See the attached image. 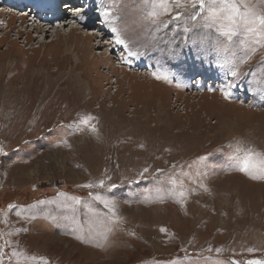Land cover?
I'll use <instances>...</instances> for the list:
<instances>
[{"label":"rangeland","instance_id":"rangeland-1","mask_svg":"<svg viewBox=\"0 0 264 264\" xmlns=\"http://www.w3.org/2000/svg\"><path fill=\"white\" fill-rule=\"evenodd\" d=\"M81 1H74L76 9H83ZM86 1L89 11L100 14L90 22L84 12L88 26L73 16L76 9H64L68 0L60 3L66 4L63 18L44 8L48 0H0V243L11 241L5 264L11 248L48 264L264 259V180L234 170L229 147L243 141L264 152V97L250 90L264 74V48L241 66L237 87L225 100L219 89L232 78L220 62L223 53L214 51V29L194 30L204 40L193 46L192 33L186 37L183 24L173 22L149 30L147 45L133 49L143 54L129 57L109 43L114 34L101 22L113 0ZM97 26L104 29L91 35ZM231 50L243 55L238 45ZM153 72H166L173 82L157 80ZM196 79H202V91L191 90ZM87 114L95 117L90 123L99 139L89 129H75ZM65 138L71 147L61 143ZM145 167L147 179L139 176ZM157 169L179 178L183 206L175 198L156 201L157 186L168 187ZM100 180L105 187H81ZM113 183L118 187H108ZM97 195L115 203L119 225L113 227ZM72 198L81 201L75 209L62 206ZM109 228L107 244L97 247ZM90 236L93 242H83Z\"/></svg>","mask_w":264,"mask_h":264},{"label":"snow or ice","instance_id":"snow-or-ice-1","mask_svg":"<svg viewBox=\"0 0 264 264\" xmlns=\"http://www.w3.org/2000/svg\"><path fill=\"white\" fill-rule=\"evenodd\" d=\"M103 16L102 23H108L111 33L114 34L113 40L109 43H114L115 46H121L122 49L128 50L127 55L139 56L143 53L133 51L137 47H145L148 43L146 37L152 32H158L161 29L168 28L173 22L183 24V31L186 34L192 33L191 43L193 46L197 42H202L204 36L199 32H194L196 29H214L218 34V38L214 47V51L223 53L220 58L222 65L227 66L225 71L226 76L232 79L227 80L219 89L225 100L231 99L232 90L237 87L236 81L242 75L241 66L247 64L261 48H264V0H256L251 3L250 0H132L131 5H128L124 0H113L112 4L104 7L101 13ZM73 16L80 21L85 20V14L82 8L76 9ZM149 30H152L150 32ZM221 37L223 39H221ZM156 40L153 36L152 44L155 45ZM232 45H238L243 50L242 56H237L231 50ZM169 55L174 53L169 52ZM128 63L127 57H122ZM251 74V73H249ZM152 76L157 80H163L169 84L173 81L166 72H153ZM253 87L250 90L257 91L264 97V74L259 75L253 82ZM177 87L181 85L177 83ZM216 88H208L209 92L216 91ZM95 120L91 114L83 115L78 122L75 123L76 131H85L89 129L93 134L98 135V129L95 124L90 123ZM74 134L73 132L69 133ZM66 147H71L67 138L61 141ZM140 147H143L141 144ZM232 148L231 157L233 160L234 170L250 176L253 180H264V152L257 150L251 145H245L243 141H237ZM3 152L0 146V153ZM198 157V162L207 161L209 156ZM195 163V162H194ZM176 167L175 165L173 166ZM161 173L163 182L168 185L157 186L155 189V199L159 203H164L165 198H175L181 206L186 203L185 193L180 190L182 187L179 178L175 175L164 176L162 169L156 170ZM149 172V168L145 167L140 173L141 178L147 179L145 175ZM157 177V179H161ZM110 179V177H109ZM131 183V181H129ZM85 188L105 187V181L100 180L96 184L87 183L81 185ZM108 187L115 189L116 184H111ZM199 187L204 191H208L207 186L201 181ZM64 196V193H58ZM94 199L101 200L105 208L111 213V223L113 227L122 222V217L116 214L115 203L103 200L99 195ZM71 204H62L63 207L75 209L76 205L81 203L79 198H72ZM39 203H44L40 201ZM15 207L9 205V208ZM87 207V206H86ZM91 211V209H89ZM17 216L21 213L17 212ZM35 216L30 219H35ZM20 231V229H17ZM26 231V229H25ZM113 228L107 229L99 236L96 243L97 247H103L107 244L110 233ZM161 232L167 233L166 228H160ZM11 235V233H9ZM129 235L135 236V232H130ZM94 237L84 240L85 243L93 242ZM0 240H3V233H0ZM11 241L5 240L0 243V264H5V249L9 248ZM223 249L216 248L215 251L220 253ZM208 251H212L211 248ZM249 253L256 251L254 248H248ZM9 264H26L27 261L42 260L44 264H48L46 258H37L35 256H27L23 250L15 248L10 249V254L7 255ZM175 264V262H172ZM232 264H241L238 260H233ZM244 264H264V259H249L244 261Z\"/></svg>","mask_w":264,"mask_h":264},{"label":"bare ground","instance_id":"bare-ground-1","mask_svg":"<svg viewBox=\"0 0 264 264\" xmlns=\"http://www.w3.org/2000/svg\"><path fill=\"white\" fill-rule=\"evenodd\" d=\"M46 1V0H45ZM58 0H48V3L47 4H49V5H45V9H47L48 11H50V12H52L53 14H56V15H59V16H61L62 18H63V16H65V14L66 13H64V12H62V9H63V7L64 6H66V4H60V3H58L57 2ZM95 2V0H92V1H89V5H93V3ZM55 3H58L57 4V6L55 5ZM82 5L83 4H85V5H87L86 3H87V1L86 0H82L81 2H80ZM75 5H76V7H78L77 5H78V2H76V3H74ZM73 4V5H74ZM63 5V6H62ZM75 5H74V7H75ZM84 6V5H83ZM88 6V5H87ZM70 7H72V5L70 6V4L66 7V8H64V9H69ZM11 8H13V7H11ZM11 8H9V9H11ZM5 9V8H4ZM57 10H61V12L60 11H57ZM57 11V12H56ZM68 11H71V10H68ZM74 11H75V9H74ZM85 13H89L90 15H89V20H87V21H90V22H93L94 21V19L95 18H97V16H100V14H96V15H94V12L92 11V10H88V8H86L85 10H83ZM68 14V13H67ZM69 14H70V12H69ZM88 16H86V18H87ZM56 18L57 17H51V18H49V19H47V20H50V21H54V20H56ZM74 18V17H73ZM100 19V18H99ZM74 20H76L75 18H74ZM63 21L65 22V20L63 19ZM102 21V20H101ZM81 22V21H80ZM79 22V23H80ZM57 23H60V21H58ZM81 24V23H80ZM76 25V24H75ZM104 25H106V24H104ZM83 26H88L87 24H85V25H83ZM96 28V27H95ZM92 29L90 32H92V34L91 35H94V33H97V32H95L96 30L98 31V33H101V31L104 29V27L103 26H101V27H99V26H97V28L96 29ZM74 29H77V27H75ZM75 30H70L69 31V33L70 34H72V33H74L75 34ZM89 32V33H90ZM89 33H87V34H89ZM58 34V33H57ZM102 35V34H101ZM71 36V35H70ZM89 35H86V37H88ZM101 45V44H100ZM85 48V47H84ZM59 74V73H58ZM59 76H63L62 74H60ZM66 76V75H65ZM58 78H60V77H58ZM12 81V80H11ZM35 81V80H34ZM8 84V83H7ZM8 103V102H7ZM18 104L19 103H17L16 105H14V106H18ZM20 105V104H19Z\"/></svg>","mask_w":264,"mask_h":264},{"label":"built area","instance_id":"built-area-1","mask_svg":"<svg viewBox=\"0 0 264 264\" xmlns=\"http://www.w3.org/2000/svg\"><path fill=\"white\" fill-rule=\"evenodd\" d=\"M201 80H202V79H198V80L196 79V80H193V82H194V88H195V89L191 88V90H193V91L197 90L196 92H198V91H202L201 88H200V89L197 88V86L201 84ZM198 81H199V82H198ZM208 84H210V83H208ZM192 87H193V86H192Z\"/></svg>","mask_w":264,"mask_h":264}]
</instances>
